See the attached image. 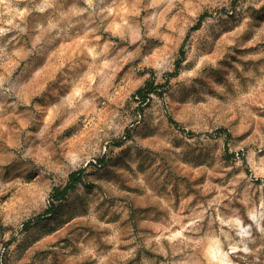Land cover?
Here are the masks:
<instances>
[{
	"label": "rangeland",
	"instance_id": "374dc122",
	"mask_svg": "<svg viewBox=\"0 0 264 264\" xmlns=\"http://www.w3.org/2000/svg\"><path fill=\"white\" fill-rule=\"evenodd\" d=\"M0 264H264V0H0Z\"/></svg>",
	"mask_w": 264,
	"mask_h": 264
},
{
	"label": "trees",
	"instance_id": "16d2710c",
	"mask_svg": "<svg viewBox=\"0 0 264 264\" xmlns=\"http://www.w3.org/2000/svg\"><path fill=\"white\" fill-rule=\"evenodd\" d=\"M176 67L177 68L179 67V62H177ZM156 87L157 86H154L151 82L148 81L146 82L144 87H140L136 90L135 95L141 97V99H145L152 92L162 95L160 92H158ZM82 172H83L82 169L72 171L69 174L66 184L62 187L54 189L51 195V201L49 202V207L47 208L46 213L56 212V209L58 207V204H56V202L62 201L66 197V195L75 188L76 184L81 182Z\"/></svg>",
	"mask_w": 264,
	"mask_h": 264
}]
</instances>
